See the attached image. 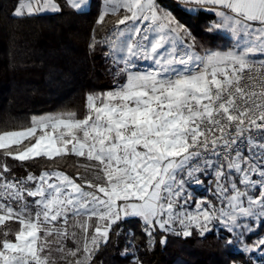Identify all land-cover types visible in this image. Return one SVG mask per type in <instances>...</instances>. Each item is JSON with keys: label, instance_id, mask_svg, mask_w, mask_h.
I'll list each match as a JSON object with an SVG mask.
<instances>
[{"label": "snow or ice", "instance_id": "6c2138e0", "mask_svg": "<svg viewBox=\"0 0 264 264\" xmlns=\"http://www.w3.org/2000/svg\"><path fill=\"white\" fill-rule=\"evenodd\" d=\"M180 2L214 6L222 24L238 38L236 50L177 56L184 26L170 12H161L156 0H106L97 24L109 11L123 8L126 13L117 22L125 28L118 27L111 46L116 62L123 64L119 71L125 81L113 90L89 94L82 119L75 113L33 117L30 127L0 133L5 156L25 161L75 155L89 162L83 167L94 176L79 184L61 171H45L13 182L3 177L9 171L3 166L0 226L12 220L19 229L14 239L8 238L9 231L3 233L0 264H57L53 251L65 264H91L101 241L108 242L112 225L129 217L140 218L150 237L156 226L171 230L178 220L183 231L177 234L185 238L193 234L192 227L204 237L214 218L231 233L240 217H264V0ZM66 3L79 9L85 0ZM47 10L58 12L60 7L54 0H24L12 15ZM137 58L151 60L155 67L132 71ZM195 160L203 164L194 165ZM185 168L189 179L215 170L217 194L223 198L218 211L215 205L195 216L175 211L184 183L177 181V171ZM27 182L35 187H25ZM252 189L259 196L251 195ZM77 228L81 240L76 239ZM70 237L75 248H66ZM256 246L264 247V239Z\"/></svg>", "mask_w": 264, "mask_h": 264}, {"label": "trees", "instance_id": "16d2710c", "mask_svg": "<svg viewBox=\"0 0 264 264\" xmlns=\"http://www.w3.org/2000/svg\"><path fill=\"white\" fill-rule=\"evenodd\" d=\"M18 2L0 0V133L30 127L33 117L75 113L77 118H84L87 96L107 92L117 80L109 63L107 41L116 18L108 16L97 24V3L88 11L76 12L64 0H58V12L14 17ZM165 7L187 29L198 54L233 47L230 36L214 27L217 22L213 13L191 14L185 7L170 3ZM94 40L95 47L90 48ZM80 162L75 155L25 161L6 157L0 170L7 165L9 171L3 177L13 182L25 181L29 174L39 177L45 171H61L80 183L77 177L84 173ZM24 186L31 188L33 183ZM195 194L203 192L197 190ZM250 194L258 196L259 191L253 189ZM204 198L207 209L209 205H215V209L222 206L214 194ZM244 221L253 224L250 219ZM18 229V223L7 221L0 226V239L5 231H9V239H14ZM170 229L156 226L150 237L139 218L117 221L108 242H101L94 252L91 264H264V254L258 256L243 248L264 251V247L256 246L264 239V217L249 231L242 227L231 233L214 222L204 237L195 227L190 229V237L178 235L183 227L177 222ZM162 239L166 240L163 244ZM229 239L233 243H227Z\"/></svg>", "mask_w": 264, "mask_h": 264}, {"label": "rangeland", "instance_id": "374dc122", "mask_svg": "<svg viewBox=\"0 0 264 264\" xmlns=\"http://www.w3.org/2000/svg\"><path fill=\"white\" fill-rule=\"evenodd\" d=\"M167 10H168V12H170L169 9H167ZM213 14L215 15V13H213ZM215 19H216V15H215ZM216 22H217V24H215L214 27L216 29H219L222 32L226 33L228 36H230V33L229 32H226V31H224V30H222V29H220L218 27L219 22H218L217 19H216ZM211 26H213V25H211ZM237 39H236V42H235L231 38L232 43H233V47L232 48H236ZM107 41H108V44H109V55H108L109 63L111 65L112 69L114 70V72L117 74V76H120L119 69L121 67H123V64L122 63H119L118 64L116 62V60H115V54H112L111 53L112 39H110V38L107 37ZM192 41H193L192 40V37L189 34V32L187 31V29H185V31L181 32L180 33V39L177 41V44H176V48L177 49H179V48L181 49L182 47L185 46L186 49L183 50L182 54L180 52H179V54L176 53L177 56L183 55L185 52H187L188 49H191L193 52H196L192 48ZM169 47H171V44H169ZM211 52H214V51H210L208 53H211ZM196 53L197 54H195V55L196 56H200V57H204V56H206L208 54V53L198 54V52H196ZM152 67H155L153 61H151V60H145V59H142V58H137L134 61V66L132 67V69H136V71L146 69V71H149V70L152 69ZM24 143L26 145L28 142L25 141ZM6 157L12 158L10 156H5L4 153H3V150H0V163L2 161H4ZM79 158L81 160L80 163H81L82 169L84 171V173L80 176L81 179H80V183L79 184H83L85 179L86 180H94L93 170L89 169V170L86 171L85 168L83 167V165L88 164L89 162L87 160H85L83 157H79ZM198 179L201 181V184L199 182H197V184H200L199 185V188L203 189L204 192H203V195H196L195 203L192 204V201H190V200L193 197V194L190 193L189 188H191V184H192L191 183L192 182L191 180H196L197 181ZM181 180H183L184 183H183V190H182L181 196L178 199V202L176 203V206H175V211L177 213H187V214H190V215L195 216V215H198L199 213L203 212L205 209H207V208L204 207V203H205L204 196L205 195L214 194V196L216 197V200H218L219 204L223 200V198L217 194L218 193L217 177H216V174H215V170L212 169V168H209V169H206V170H204V171H202L200 173H197L193 179H189V177L187 175V171L186 172H182V175H177V181H181ZM204 180H206V182H203ZM32 183H33V186L31 188H34L35 187V183L34 182H32ZM25 200H27L29 203H31L33 201V198L32 197H27L25 195ZM223 203L226 205L227 202L226 201H223ZM198 205H200L199 208H198ZM12 206L14 208H18L19 207V205L16 204V203H13ZM190 206H192V208H190ZM245 206H247V198H245ZM221 207L222 206L220 205L216 210L218 211ZM208 208H209V206H208ZM210 208L207 209V210L208 211H213V209L212 208L210 209ZM129 218H132V217H129ZM262 218L263 217H260V216L240 217V218H238V226H236L235 229L242 228L243 227L247 231H249L253 226L257 225L258 222ZM247 219H250L253 222V224H250V223H247V221H244V220H247ZM81 220H83V217H81ZM173 222H177L179 225H181L178 220H175ZM173 222H172V224H173ZM214 222H215V224L218 223V225L220 227L227 229V227L225 226V224L222 223L219 219H216V218H214L211 221V223L209 224V227L210 228L213 227ZM70 223H71V221H70ZM95 224H96V221H95V219H93L91 221V227L89 228V237L91 236V234L94 231ZM69 231L71 232V231H73V229L70 228ZM75 231L78 233L76 239L77 240H81L80 230L77 228V229H75ZM68 240L70 241V244L73 243V245H70L69 246V244H68V242L66 240L64 242L65 245H66V248H73L72 246H74V245L76 247V244L73 242V239L71 237ZM243 248H244V250L246 252L255 251L258 256H262L264 254V251L262 249L261 250L260 249H257V247H255V248L254 247L253 248H251V247H243ZM246 248L247 249H250V250H246ZM53 256L56 257L57 264H65V262L63 260H60L59 259V254L56 253L55 251H53Z\"/></svg>", "mask_w": 264, "mask_h": 264}, {"label": "crops", "instance_id": "0c3cea01", "mask_svg": "<svg viewBox=\"0 0 264 264\" xmlns=\"http://www.w3.org/2000/svg\"><path fill=\"white\" fill-rule=\"evenodd\" d=\"M65 3H66V0H64ZM161 3H158V1L156 0V4L158 6V8L161 10V12H168V8L166 9L165 8V4H174V5H179V6H183L187 9V11L191 14H195L196 12L198 11H203V12H206V13H215V10H214V6L210 5V4H197V3H194V2H191V3H181L180 0H160ZM21 2H24V0H19L18 4L21 3ZM54 2L59 6V2L58 0H54ZM94 3L98 5V10H99V13H98V18L99 16L101 15L102 12L105 11V7H106V0H85V3L81 5V7L79 9H76V8H72L71 6H69L67 3V5L73 10V11H76V12H83V11H88L90 8H92V5H94ZM17 4V6H18ZM16 6V7H17ZM107 7L109 9H111L113 7V5L109 4L107 5ZM44 13H54L53 11L51 10H47V11H42L38 14H44ZM125 11L123 8H121L117 13L113 14L109 11V13L107 15H105V17H108V16H113L116 18V21H115V24H114V28L110 31V33L108 34V38L115 40L118 36V27H119V30H123L125 28V25H117V22L125 15ZM216 15V13H215ZM216 19L218 20L219 22V28L226 31V32H229L230 33V38H232V40H234L236 42V39H237V36H234L231 29L228 28L226 25H223L222 22H221V18L218 17L216 15ZM130 23V22H129ZM184 48V49H183ZM185 46L182 47L181 49H177V53L179 54V52L182 54L183 50H185ZM188 49V48H187ZM230 50H236V48H232V49H229L227 51H214V52H228ZM188 53H192V54H197L196 52H193L191 49H188L187 50ZM213 53V52H211ZM154 68V67H152ZM132 71H136V69H131ZM140 72H145L146 69H143V70H139ZM125 75L124 74H121L120 73V76H117L116 74V82L114 84V87L110 90H113L114 88L118 87L120 84H122L124 81H125ZM120 79V80H118ZM109 91V90H108ZM188 171L187 168H185L184 170H178L177 171V175H182V172H186ZM201 179V178H200ZM192 184H191V188H189V191L190 193L193 194V197L191 198L190 201H193L194 199H196V194L195 192L197 190H200L201 192H204L203 189L199 188V185L201 184V181L198 179L199 183L200 184H197V181L196 180H191ZM203 182H206V180H204ZM204 187V186H203ZM188 193V192H187Z\"/></svg>", "mask_w": 264, "mask_h": 264}, {"label": "built area", "instance_id": "2783aa9c", "mask_svg": "<svg viewBox=\"0 0 264 264\" xmlns=\"http://www.w3.org/2000/svg\"><path fill=\"white\" fill-rule=\"evenodd\" d=\"M212 159H214V157H212ZM192 163L194 165H202L203 164V160H195V161H192Z\"/></svg>", "mask_w": 264, "mask_h": 264}]
</instances>
